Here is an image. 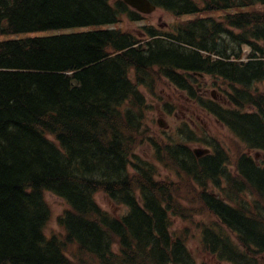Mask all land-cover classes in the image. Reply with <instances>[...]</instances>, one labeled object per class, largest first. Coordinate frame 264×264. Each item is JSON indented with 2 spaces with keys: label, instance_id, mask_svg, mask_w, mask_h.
Listing matches in <instances>:
<instances>
[{
  "label": "trees",
  "instance_id": "16d2710c",
  "mask_svg": "<svg viewBox=\"0 0 264 264\" xmlns=\"http://www.w3.org/2000/svg\"><path fill=\"white\" fill-rule=\"evenodd\" d=\"M150 1L178 18L225 16L182 22L170 34L148 27L151 40L143 43L132 33L104 29L123 17L140 19L120 0H0V264H193L186 240L171 230V212L183 210L175 183L156 180V167L134 152L144 139L141 88L153 92L167 80L250 149L264 151V95L250 91L264 81V0ZM245 45L252 51L240 62ZM186 72L239 85L233 103L258 112L203 101ZM218 153L196 159L179 145L166 147L159 160L198 183L203 208L258 258L264 216L245 201L235 209L215 196L211 187H220L224 162ZM236 166L238 176L228 178L230 201L236 204L234 196L246 190L264 201V170L247 156ZM46 192L68 205L59 218L62 238L45 234ZM97 192L129 213L110 215L95 201ZM207 233L213 254L245 264V253L226 235Z\"/></svg>",
  "mask_w": 264,
  "mask_h": 264
},
{
  "label": "rangeland",
  "instance_id": "374dc122",
  "mask_svg": "<svg viewBox=\"0 0 264 264\" xmlns=\"http://www.w3.org/2000/svg\"><path fill=\"white\" fill-rule=\"evenodd\" d=\"M224 14L225 13L223 12L204 13L201 15H191L179 19L164 10L158 9L152 15L145 16L146 18L144 20L132 21L127 17H124L122 22L118 24V27L127 32L138 34L140 33L138 31L142 30L144 26H153L162 30V32H172L178 22L182 20L186 21L187 19H194L197 16H212L217 20H221V17ZM113 27L115 26H109L107 28ZM248 51L249 48L244 46L243 53L248 54ZM205 80L208 81V93L206 96L210 98L214 96V98L220 102H224L225 99L223 94L225 92L223 90H226L227 85H224L219 79L216 81V85L209 80V77H206ZM257 87L264 95V84H260ZM146 102L148 104V113L144 124L146 134L148 132L151 134L150 141H141L140 143H137L134 151L138 153L140 158L155 165L158 172V176L156 178H158L159 181L174 182L178 189V199L181 201L182 206H184L183 210L186 212L184 217L188 221L182 219L183 217L180 218L178 216H173L171 218V228L174 235L176 234L177 236H180V234H184L182 237H187V246L194 256L195 264H234L229 263L227 260H219L215 255L211 254L202 246L201 225L204 224L211 226L214 221L217 223L219 222L216 218L210 217L205 211L199 209V205L197 203H192V201L195 202L198 199L197 191H200V187L199 189H196L197 185L191 180L188 181L189 179H186L187 177H178L171 162H169L168 166H166L160 161H157L155 148L156 145L163 147L169 143H181L187 145L190 150L194 151L201 150L203 148H211L209 144H207L208 142L218 143L227 152L230 164L233 165L236 158L245 152L244 146L214 117L201 110L195 102H190L184 94L178 92L172 86L168 87L164 83L159 84L151 96L149 94L147 95ZM183 127L185 129H192L194 133L193 137L196 140L189 142L186 141L185 138H181L179 131ZM183 137L185 136L183 135ZM253 153L254 152H252V154ZM261 159L262 158H260V160ZM182 188L184 191H182ZM246 196H240L239 194L234 196V201H236L234 206L235 209L245 207L241 204L243 201L249 205L250 210L255 208L253 202ZM45 199L50 209V219L46 225L45 234L47 237L56 235L62 238V234L65 232L63 226L59 223V218L64 215L66 210H68V205L61 198L49 192H46ZM94 199L99 207L114 217H122L127 212L126 208L114 204L103 192H97L94 195ZM259 204L264 205L262 202ZM190 207L196 208L193 213H191L192 208ZM260 213L264 216L262 211H260ZM252 214H254V212H252ZM207 242L208 247H210L211 244L209 238ZM235 247L237 246H233L234 249ZM238 250L240 254H243V252L246 254V252L249 251L244 247V245H242V243ZM247 256L252 258L256 257L253 253H248L244 259ZM232 259L233 258L231 257L229 258L230 261ZM244 262H246V260H244ZM249 262L250 261L248 260V263ZM254 264H259V261H255Z\"/></svg>",
  "mask_w": 264,
  "mask_h": 264
},
{
  "label": "water",
  "instance_id": "95a60500",
  "mask_svg": "<svg viewBox=\"0 0 264 264\" xmlns=\"http://www.w3.org/2000/svg\"><path fill=\"white\" fill-rule=\"evenodd\" d=\"M127 4H129L131 7L136 9L139 12L149 14L152 13L156 6H154L149 0H124ZM204 152H197L198 155H201ZM264 264V260H263Z\"/></svg>",
  "mask_w": 264,
  "mask_h": 264
},
{
  "label": "bare ground",
  "instance_id": "6f19581e",
  "mask_svg": "<svg viewBox=\"0 0 264 264\" xmlns=\"http://www.w3.org/2000/svg\"><path fill=\"white\" fill-rule=\"evenodd\" d=\"M70 258V257H69ZM71 259V258H70Z\"/></svg>",
  "mask_w": 264,
  "mask_h": 264
}]
</instances>
